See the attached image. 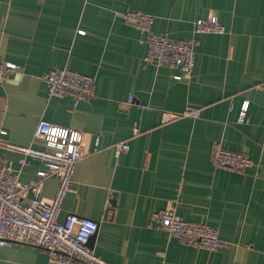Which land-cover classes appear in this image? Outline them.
<instances>
[{"label": "crops", "instance_id": "obj_1", "mask_svg": "<svg viewBox=\"0 0 264 264\" xmlns=\"http://www.w3.org/2000/svg\"><path fill=\"white\" fill-rule=\"evenodd\" d=\"M129 11L155 18L153 36L196 41L190 80L144 62V37L122 18ZM210 17L225 34L195 33ZM0 58L22 68L0 85V140L43 150L34 138L42 120L84 134L86 156L59 221L98 222L97 256L110 264H264V0H0ZM66 67L96 81L95 97L78 108L71 97L48 96L44 78ZM196 111L200 119L184 117ZM123 142L130 150L118 158ZM217 143L255 166L245 174L217 168ZM1 156L21 182L39 181L42 162L21 168V155ZM58 188L46 179L42 197L52 200ZM159 211L217 228L226 246L211 252L169 237L151 226ZM0 264L49 257L15 244L0 248Z\"/></svg>", "mask_w": 264, "mask_h": 264}, {"label": "built area", "instance_id": "obj_2", "mask_svg": "<svg viewBox=\"0 0 264 264\" xmlns=\"http://www.w3.org/2000/svg\"><path fill=\"white\" fill-rule=\"evenodd\" d=\"M122 18L144 37L148 49L144 59L146 64L179 71L180 75L174 77L177 81L192 78L196 64L195 40L186 42L153 36L155 18L150 15L129 11ZM79 33L86 34L84 31ZM195 33L223 35L226 28L217 17H210L196 23ZM21 69L19 65L0 58V85ZM44 82L50 98L71 97L74 108L95 97V79L67 67L48 74ZM133 102L134 97H130L129 103ZM249 107L250 103L246 102L238 120L240 124L245 123ZM184 117L200 119L201 114L186 112ZM138 133L136 130L135 135ZM34 138L44 142L43 150L16 147L0 140V248L20 244L41 249L47 253L49 264H110L89 246L99 230L98 222L74 216L59 221L62 205L72 192L77 166L86 156L83 132L42 120ZM115 150L119 158L129 152L130 145L123 142L116 145ZM2 151L21 155V168L34 160L42 162L44 169L38 174L39 181L21 182L19 173L1 156ZM99 151L100 140L97 139L94 152ZM212 160L217 168L238 174H245L255 166L249 155L226 150L218 143L213 147ZM51 177L58 179L59 188L52 200H46L42 197V190L44 181ZM113 214L112 203L108 201L107 216ZM151 226H157L169 237L195 248L216 252L226 246L217 228L189 223L169 211L154 213Z\"/></svg>", "mask_w": 264, "mask_h": 264}, {"label": "water", "instance_id": "obj_3", "mask_svg": "<svg viewBox=\"0 0 264 264\" xmlns=\"http://www.w3.org/2000/svg\"><path fill=\"white\" fill-rule=\"evenodd\" d=\"M94 239H95V236L90 240L89 246H92Z\"/></svg>", "mask_w": 264, "mask_h": 264}]
</instances>
